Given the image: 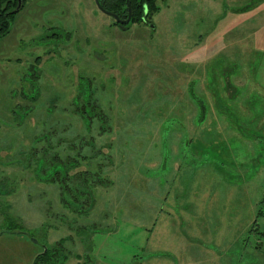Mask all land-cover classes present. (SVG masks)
<instances>
[{"label": "rangeland", "instance_id": "rangeland-1", "mask_svg": "<svg viewBox=\"0 0 264 264\" xmlns=\"http://www.w3.org/2000/svg\"><path fill=\"white\" fill-rule=\"evenodd\" d=\"M156 6L119 30L93 0H21L0 38V264L59 240L55 264H264V0ZM31 149L106 183L68 205Z\"/></svg>", "mask_w": 264, "mask_h": 264}, {"label": "trees", "instance_id": "trees-1", "mask_svg": "<svg viewBox=\"0 0 264 264\" xmlns=\"http://www.w3.org/2000/svg\"><path fill=\"white\" fill-rule=\"evenodd\" d=\"M98 3L103 10L118 17H122L125 14L124 0H98ZM154 3L155 0H129L131 22H139L140 16L143 15L142 12L144 11L146 12L145 16H150L155 12L156 7ZM15 6L16 0H0V38L9 31L11 19L14 14L11 12L14 10ZM38 140L39 138H37V141ZM68 148L73 149L74 146ZM39 152L40 153H38L36 149H31L29 154V163L32 165V171L35 173L36 179L38 181L56 183L61 194L65 196L64 202L68 205L81 204V208L84 203H91L90 187L104 185L103 183H106L103 179L98 177L97 172H89L86 170L77 171L76 169H78L80 163H78L77 158L73 156L65 155L61 159L58 156H49L47 158V155H44L43 149L39 150ZM80 159L84 161L86 158L83 156L80 157ZM260 204L261 205L256 210L255 218L252 221L250 232H254L264 239V230H259L257 223L260 219L264 222V199ZM60 241L62 240L55 243L58 247ZM56 245L36 255L32 264H55ZM62 259H65V257Z\"/></svg>", "mask_w": 264, "mask_h": 264}, {"label": "flooded vegetation", "instance_id": "flooded-vegetation-1", "mask_svg": "<svg viewBox=\"0 0 264 264\" xmlns=\"http://www.w3.org/2000/svg\"><path fill=\"white\" fill-rule=\"evenodd\" d=\"M24 1V0H23ZM158 0H155V7H156V11L155 12H157L158 11V7L156 6V2H157ZM97 2H98V0H97ZM126 3H127V6H126ZM93 5H94V7L96 8V10L98 11V12H100L98 9H97V7L95 6V4H94V2H93ZM98 5H99V3H98ZM99 7H100V5H99ZM101 8V7H100ZM102 9V8H101ZM124 9H125V14L122 16V17H118V16H116V18L118 19V20H120V21H124V20H126L127 18H128V21L126 22V23H123V24H118V23H116L111 17V19H112V25L113 26H115L116 28H118L119 30H126L127 29V26L129 25V24H138V25H142V24H146L147 22V19H149V18H151V16L155 13V12H153L150 16H148V15H146L145 16V14H146V12L144 11V12H142V14L143 15H141L140 16V21L139 22H131V11H130V7H129V0H124ZM103 10V9H102ZM103 11H105V10H103ZM18 12V11H17ZM16 12V13H17ZM105 12H107V11H105ZM16 13H14V14H16ZM100 13H102V12H100ZM108 13H110V12H108ZM13 14V15H14ZM103 14V13H102ZM112 14V13H111ZM105 15V14H104ZM114 15V14H113ZM107 16V15H106ZM109 17V16H108Z\"/></svg>", "mask_w": 264, "mask_h": 264}, {"label": "water", "instance_id": "water-1", "mask_svg": "<svg viewBox=\"0 0 264 264\" xmlns=\"http://www.w3.org/2000/svg\"><path fill=\"white\" fill-rule=\"evenodd\" d=\"M93 2H94L95 6L97 7V9H98L100 12H102L103 14H105V15L111 17L116 23H118V24H123V23H126V22L128 21V18H127L126 20H124V21H120V20H118V19L116 18L115 15L103 11V10L99 7L97 0H93ZM20 4H21V0H16V6H15L14 10H13L11 13H16V12L18 11L19 7H20ZM126 6H127V3H126ZM4 232H7V231H6V230H1V231H0V234H1V233H4ZM11 233H12V234H19V231H17V230H13ZM33 242H35V241H33ZM42 252H44V249L42 250Z\"/></svg>", "mask_w": 264, "mask_h": 264}]
</instances>
